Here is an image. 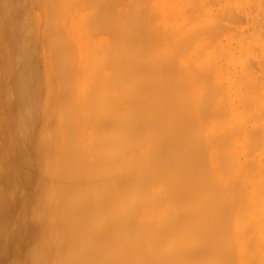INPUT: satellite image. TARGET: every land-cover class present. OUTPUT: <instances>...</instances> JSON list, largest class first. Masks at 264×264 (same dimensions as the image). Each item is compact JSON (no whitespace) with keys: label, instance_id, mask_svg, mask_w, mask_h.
I'll return each mask as SVG.
<instances>
[{"label":"bare ground","instance_id":"obj_1","mask_svg":"<svg viewBox=\"0 0 264 264\" xmlns=\"http://www.w3.org/2000/svg\"><path fill=\"white\" fill-rule=\"evenodd\" d=\"M0 264H264V0H0Z\"/></svg>","mask_w":264,"mask_h":264}]
</instances>
